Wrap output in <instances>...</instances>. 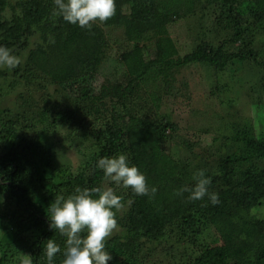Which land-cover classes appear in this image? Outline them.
<instances>
[{"label":"trees","instance_id":"obj_1","mask_svg":"<svg viewBox=\"0 0 264 264\" xmlns=\"http://www.w3.org/2000/svg\"><path fill=\"white\" fill-rule=\"evenodd\" d=\"M115 3L112 18L85 30L53 16L54 0H0V46L15 55L27 50L23 68L13 69L10 86L37 70L63 92L60 106L44 104L31 116L0 111V205L7 197L16 207L0 215L1 259L8 264L9 257L16 256L23 259L22 264L25 260L47 264L44 249L51 239L61 247L54 264H62L66 237L49 228L48 207L77 186H104L98 160L126 154L157 191L148 196H136L130 188L117 191L124 197L127 212L120 219L117 214L121 233L107 239L106 251L113 257L108 264H146L142 256L146 243L172 247L171 234L190 247L191 252L179 264H264V218H256L250 209L264 206V130L249 133V120L234 122L223 135L226 151L213 165L197 167L211 177L209 191L219 195V203L213 205L208 197L192 201L188 192L177 194L194 185V175L166 150L165 143L177 126L167 108L168 112H162L168 96L173 95V101L184 98L185 88H177L174 81L179 69L188 64L204 65L216 73L237 62L264 66L261 54L251 45L259 28L264 34V0ZM206 3L215 6V21L228 32V41L242 42L238 52L225 50L224 44L199 41L184 55L177 51L169 26L204 12ZM112 26L122 28L125 46L138 40L143 43L126 49L120 46L124 80L116 83V95L107 96L106 86L96 89L91 81L98 72L94 60L105 44L98 29ZM34 37L38 39L30 48ZM146 45L154 48L155 55L148 54ZM23 70L25 73H20ZM221 91L223 86L216 80L210 92ZM63 129L69 141L70 133L76 131L77 138L91 139L94 147L88 160L67 176L58 171L54 159ZM183 146L185 150L195 148L189 141ZM207 229L219 235L220 244L200 241Z\"/></svg>","mask_w":264,"mask_h":264},{"label":"rangeland","instance_id":"obj_2","mask_svg":"<svg viewBox=\"0 0 264 264\" xmlns=\"http://www.w3.org/2000/svg\"><path fill=\"white\" fill-rule=\"evenodd\" d=\"M206 5L204 12L201 10L199 12L198 9V13L194 17L179 19L169 26V35L179 54L184 55L190 52L198 41L200 43L209 42L214 46L224 44L225 50L227 48L228 51L238 52L243 48L242 42L239 40L228 41V32L215 21V6L212 3H206ZM98 30L103 32L105 44L102 45L100 54L94 60L98 72L91 82L96 89H99L103 84V87L108 88L106 90L103 88V91L107 92V96H113L118 93L115 90L116 83L124 80L121 76L125 68L118 58L119 54L123 49L141 45L143 42L138 40L131 46H125L127 42H125L121 27H101ZM204 32H206V36L203 34ZM200 38L203 39L200 41ZM33 39L28 46L30 48L33 47L38 38L34 37ZM253 41L251 45L259 51L262 57L261 61L264 63V34L260 28L253 34ZM147 43L149 44V41H146L145 44ZM120 46H123V49ZM145 47L149 55H155L151 45ZM25 53L27 50L16 55L20 60L16 68H23ZM249 65L247 61L237 62L227 70L216 73L204 65L193 66L188 64L180 68L176 74L174 84L177 88H185V99L173 101V95L165 99L166 103L162 112H171L172 121L177 126L176 131L170 133V139L165 143V148L174 158L180 160V165L190 175L196 174L198 166L207 168V165H213L212 162L216 161L226 151L227 146L222 140L223 135L229 133V128L230 126L233 127L234 122L243 124L244 119L249 120L250 127L246 130L249 133L258 134L260 130H264L262 127L264 66L258 68V66ZM0 70L4 71L3 75L0 74V111L8 109L13 116L23 112L31 116L33 112L41 110L44 104L53 107L63 103L61 86L51 83L49 76L42 72L34 70L32 73L34 76L28 74L26 81L19 80L18 84L10 86L15 76L13 69L0 67ZM20 73L25 72L23 70ZM216 80L220 86H223V91L212 94L210 88L215 85ZM48 95H50V99ZM254 97L259 101L254 100ZM226 124L228 128H226ZM60 132L59 137H56L59 143L54 152V159L58 171L67 176L88 160V155L94 147L90 143L91 139L77 138L76 131L70 133L72 135L71 141L64 135L68 133L66 130L63 129ZM184 141H189L195 148L185 150ZM104 186H110L115 191L122 189V186L118 187L108 182H105ZM1 201L4 204L0 205V215L4 214L6 210H16L11 199L8 200L7 197H3ZM6 202L7 207H5ZM250 209L256 218H264V206H252ZM125 211L127 212L126 208L123 207L117 212L118 219L123 216ZM0 223L3 226V217H1ZM120 233L121 227L118 224L117 229L110 237ZM169 238L173 239L172 247L167 245L154 247L153 243H146L142 253L146 264H151L150 261H155L156 264H179L185 260L191 252L185 240H178L175 234H171ZM199 239L206 244L221 243L219 235L213 229H207ZM153 248L155 249L153 250ZM6 251L7 248L4 249L5 253ZM1 254H3L2 251H0V264H7L1 259ZM22 260L16 256L9 257L8 264H22Z\"/></svg>","mask_w":264,"mask_h":264},{"label":"clouds","instance_id":"obj_3","mask_svg":"<svg viewBox=\"0 0 264 264\" xmlns=\"http://www.w3.org/2000/svg\"><path fill=\"white\" fill-rule=\"evenodd\" d=\"M53 16L65 22L91 30L97 21L104 23L116 13L115 0H54ZM19 58L5 46H0V67L15 69ZM97 167L105 182L131 189L136 196L154 195L157 189L150 187L145 174L131 163L126 154L102 157ZM194 185L177 194L188 192V199L203 200L213 205L219 203V195L209 191L211 177L201 169L194 175ZM124 207V197L112 187L92 188L77 186L67 197L58 196L48 207L51 217L49 228L66 237L62 264H108L113 259L106 251L107 239L118 227L117 212ZM47 264H54L61 247L49 239L44 249ZM24 264H31L25 260Z\"/></svg>","mask_w":264,"mask_h":264}]
</instances>
